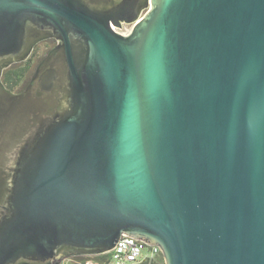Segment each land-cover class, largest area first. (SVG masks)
I'll return each instance as SVG.
<instances>
[{"label":"water","instance_id":"water-1","mask_svg":"<svg viewBox=\"0 0 264 264\" xmlns=\"http://www.w3.org/2000/svg\"><path fill=\"white\" fill-rule=\"evenodd\" d=\"M113 1L0 0V264H264V0Z\"/></svg>","mask_w":264,"mask_h":264},{"label":"built area","instance_id":"built-area-1","mask_svg":"<svg viewBox=\"0 0 264 264\" xmlns=\"http://www.w3.org/2000/svg\"><path fill=\"white\" fill-rule=\"evenodd\" d=\"M80 264H166L159 245L123 235L114 249L100 255L86 256Z\"/></svg>","mask_w":264,"mask_h":264},{"label":"flooded vegetation","instance_id":"flooded-vegetation-1","mask_svg":"<svg viewBox=\"0 0 264 264\" xmlns=\"http://www.w3.org/2000/svg\"><path fill=\"white\" fill-rule=\"evenodd\" d=\"M122 1L123 0H114L113 3L114 4H118V3L122 2ZM135 2H136V10L140 11L139 19H141L144 16V14L148 11V7H146L147 0H135ZM124 25H132L134 27L135 23L134 22L133 23H129V22L123 21L121 26L115 27V28L118 31H120L124 27ZM132 30H133V28H132ZM131 31H129L128 33H125V32H122V31H120V32L123 33V34H129V33H131ZM41 43H45L49 47V50L47 51V53L44 55V57H42L43 59H41L39 61V63H37L34 71L32 72V74L29 77H28V75L24 74V76L21 78V80L16 85H14L13 87H9V85L5 81V75H6L7 71L9 69H11L12 67H21V66L23 67V64L26 63L31 58V56L33 55L34 51L36 50V48ZM60 44H61L60 40L53 33H50L48 36H46L43 39L37 41L34 44V46H33V48H32V50H31V52H30V54H29L27 59L19 61V62H13L12 64L7 66L3 70L1 80H2L3 84L6 86V88L10 89L13 93L18 94V95H21V94L25 93L29 89V87L32 85L33 77H34L36 71L42 65L43 61L46 59V57L48 55H50V53L52 51L57 49L60 46ZM82 257L83 256H81V255H73V256H69V257H64L63 259H61L58 262V264H68L67 262L69 260H74V261H76V264H80V261L82 260Z\"/></svg>","mask_w":264,"mask_h":264},{"label":"trees","instance_id":"trees-1","mask_svg":"<svg viewBox=\"0 0 264 264\" xmlns=\"http://www.w3.org/2000/svg\"><path fill=\"white\" fill-rule=\"evenodd\" d=\"M25 67H12L5 75V81L9 87L16 85L25 74Z\"/></svg>","mask_w":264,"mask_h":264},{"label":"rangeland","instance_id":"rangeland-1","mask_svg":"<svg viewBox=\"0 0 264 264\" xmlns=\"http://www.w3.org/2000/svg\"><path fill=\"white\" fill-rule=\"evenodd\" d=\"M132 28H133L132 25H124V27H123L120 31L125 32V33H128L129 31H131ZM84 257H86V256H83L82 258H84ZM72 259H73V258H72ZM80 262H81V261H80ZM67 263H68V264H76V261H74V260H69Z\"/></svg>","mask_w":264,"mask_h":264}]
</instances>
